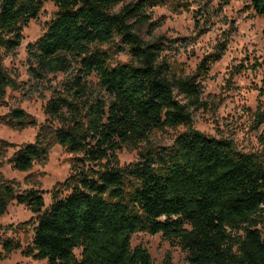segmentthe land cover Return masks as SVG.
<instances>
[{"label":"trees","instance_id":"trees-1","mask_svg":"<svg viewBox=\"0 0 264 264\" xmlns=\"http://www.w3.org/2000/svg\"><path fill=\"white\" fill-rule=\"evenodd\" d=\"M47 1L58 11L34 44L35 60L42 72L72 74L65 87L73 101L59 94L46 112L64 123L56 141L83 157L45 209L40 191L19 194L0 173V216L11 200L37 215L28 254L50 264H153L147 248L131 243L133 234L146 231L179 245L192 264H264L260 156L238 150L232 139L189 130L170 146L150 147L135 163L117 164L124 144L140 143L155 129L192 123L179 94L201 104L196 75L172 73L158 45L135 30L133 23L156 26L148 9L152 0H0V97L12 85L3 51L21 44L24 24L37 18ZM251 1L264 15V0ZM117 39L135 63L111 66L109 54L96 47ZM207 68L204 60L197 71ZM93 73L102 93L93 94L86 81ZM11 117L17 128L26 127L23 110ZM46 155L45 146L29 144L12 161L27 171ZM1 243L7 252L19 246Z\"/></svg>","mask_w":264,"mask_h":264},{"label":"rangeland","instance_id":"rangeland-1","mask_svg":"<svg viewBox=\"0 0 264 264\" xmlns=\"http://www.w3.org/2000/svg\"><path fill=\"white\" fill-rule=\"evenodd\" d=\"M131 1L135 0L125 3ZM148 9L156 26L133 23L136 32L158 45L170 61L172 73L196 75L201 85V104L192 105L179 94L192 113V123L155 129L140 143L124 144L117 152V164L124 167L135 163L150 147L170 146L178 135L189 130L232 139L238 150L254 153L264 161V15L256 12L251 0H152ZM57 11L53 2H45L38 17L24 24L21 44L13 51H3V65L12 85L0 97V173L19 194L31 189L40 191L44 209L52 203L58 183L74 175L73 166L83 157L56 141L55 132L64 123L46 112L47 103L59 94L73 101L65 87L72 74L42 72L34 56V44ZM96 47L109 54L111 66L135 63L118 39ZM204 60L208 68L197 71ZM77 70L78 64L74 63L72 71ZM86 81L93 94L103 92L96 73ZM83 103H79L80 107ZM15 109L26 113L25 128L15 126L11 117ZM32 120L35 125L29 124ZM29 144L45 146L47 155L35 159L29 170H17L12 160ZM36 216L26 204L9 202L0 216V239L19 246L7 252L1 243L0 264H50L47 259L28 254ZM259 228L264 231L262 226ZM131 243L133 247L147 248L153 264H192L187 252L161 233L139 231L132 235ZM75 252L80 254L79 249Z\"/></svg>","mask_w":264,"mask_h":264}]
</instances>
